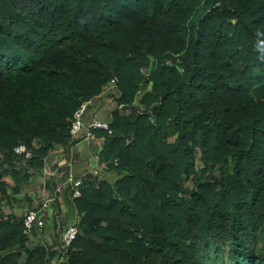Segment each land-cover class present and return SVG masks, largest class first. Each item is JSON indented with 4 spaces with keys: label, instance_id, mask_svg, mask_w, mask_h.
Returning <instances> with one entry per match:
<instances>
[{
    "label": "trees",
    "instance_id": "trees-1",
    "mask_svg": "<svg viewBox=\"0 0 264 264\" xmlns=\"http://www.w3.org/2000/svg\"><path fill=\"white\" fill-rule=\"evenodd\" d=\"M112 76L59 264H264V0H0V264L57 256L2 205Z\"/></svg>",
    "mask_w": 264,
    "mask_h": 264
},
{
    "label": "built area",
    "instance_id": "built-area-1",
    "mask_svg": "<svg viewBox=\"0 0 264 264\" xmlns=\"http://www.w3.org/2000/svg\"><path fill=\"white\" fill-rule=\"evenodd\" d=\"M141 71L146 75L149 74L144 70ZM116 82V76H112L102 94L95 99L81 101L73 112L69 125L70 142L65 146H57L50 160L52 165H50L49 161H46L37 173L42 178L43 190L40 194L42 200L38 206L28 209L24 214L23 234L29 235L35 230L44 228L46 215L51 216L54 213L59 216V211L53 212V206L61 203L65 190H69L71 200L80 197L85 176L87 174L91 175V172L77 176L73 170L76 155L82 153L85 156V160L97 168L98 172L93 175H97L100 179L103 178L102 167L99 165L98 159L91 153L90 146L95 138L94 131L96 129L107 130L108 133H111L109 121L101 119L100 113L108 107V109L125 110L123 104H117L115 101V97L118 96L116 94ZM150 119L153 121L151 117ZM14 152L25 159L32 157V151L24 144L14 147ZM114 164H117V160H114ZM62 166L68 167V173L63 177H61V170L59 169ZM45 182H47V186H45ZM76 224L77 220L75 217L72 218L69 224L61 225L62 229L60 230L59 238L63 248H66L75 239L78 233Z\"/></svg>",
    "mask_w": 264,
    "mask_h": 264
},
{
    "label": "rangeland",
    "instance_id": "rangeland-1",
    "mask_svg": "<svg viewBox=\"0 0 264 264\" xmlns=\"http://www.w3.org/2000/svg\"><path fill=\"white\" fill-rule=\"evenodd\" d=\"M105 86L106 85H104V87H103L104 89H103L102 93L105 90ZM109 105L111 106V104H109ZM121 112L126 113V112H128V110L125 109ZM169 140L172 141L173 137H170ZM75 164H76V162H75ZM201 165H202L201 161L198 159L197 160V166L201 167ZM75 172H76L77 176H81V175H84V174L91 172L92 176H95L96 178L100 179L97 175H93L94 173L98 172L97 168L93 167L92 164L88 163L87 161L84 163L77 162ZM63 173H64V171L61 170V172H60L61 177L64 176ZM31 188H32V191H30L29 194L31 195L32 200L34 201L33 205L36 207L41 202L39 197H40V194L42 193V190H43L42 178L40 176H38V175L35 176V183L31 184ZM19 196H22V194H20ZM186 196L188 197L189 195L187 194ZM69 199H70V192H69V190H65V195H64V198L61 199V203L53 206V212L59 211V216L54 215V213L51 216L46 215L44 218V221H45L44 228H42L41 230H35L34 232L27 235V237H28L27 243L28 244L34 243V244H38V245L50 246L51 243L55 242V245L57 246V249L59 250V252H57V256L50 259L49 264H59L60 259H61L60 255H59L60 250L62 248L61 242L59 239V233H60V230L62 229L61 225L62 224L67 225L72 220V218H71L72 214H71L69 206L67 204V200H69ZM2 208H3V210H5L6 213L13 212L19 217H24V214L31 207H28V204H26L25 202H20V203L8 204V205L3 204Z\"/></svg>",
    "mask_w": 264,
    "mask_h": 264
},
{
    "label": "crops",
    "instance_id": "crops-1",
    "mask_svg": "<svg viewBox=\"0 0 264 264\" xmlns=\"http://www.w3.org/2000/svg\"><path fill=\"white\" fill-rule=\"evenodd\" d=\"M108 111H110V110L108 109L107 112ZM100 115H102V116L105 117L106 116V111L101 112ZM75 162H76V164H77V162H80V163L86 162L85 156L82 153L77 155V159H75L74 164H73V170H74V172L76 171V164H75Z\"/></svg>",
    "mask_w": 264,
    "mask_h": 264
},
{
    "label": "water",
    "instance_id": "water-1",
    "mask_svg": "<svg viewBox=\"0 0 264 264\" xmlns=\"http://www.w3.org/2000/svg\"><path fill=\"white\" fill-rule=\"evenodd\" d=\"M176 68H178L179 71H181V68H179L178 66H176ZM45 186H47V182H45Z\"/></svg>",
    "mask_w": 264,
    "mask_h": 264
}]
</instances>
